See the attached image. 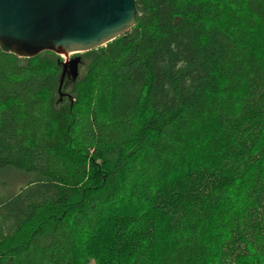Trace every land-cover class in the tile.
<instances>
[{
	"label": "trees",
	"instance_id": "obj_1",
	"mask_svg": "<svg viewBox=\"0 0 264 264\" xmlns=\"http://www.w3.org/2000/svg\"><path fill=\"white\" fill-rule=\"evenodd\" d=\"M136 5L62 84L0 49V264H264V0Z\"/></svg>",
	"mask_w": 264,
	"mask_h": 264
},
{
	"label": "water",
	"instance_id": "obj_2",
	"mask_svg": "<svg viewBox=\"0 0 264 264\" xmlns=\"http://www.w3.org/2000/svg\"><path fill=\"white\" fill-rule=\"evenodd\" d=\"M137 18L136 0H0V49L23 58L66 55L62 84L67 73H79L81 58L71 54L105 46Z\"/></svg>",
	"mask_w": 264,
	"mask_h": 264
},
{
	"label": "rangeland",
	"instance_id": "obj_3",
	"mask_svg": "<svg viewBox=\"0 0 264 264\" xmlns=\"http://www.w3.org/2000/svg\"><path fill=\"white\" fill-rule=\"evenodd\" d=\"M76 54H71L70 55V58L74 57ZM62 57H64V59H67V56L66 55H63ZM69 70V69H68ZM81 70V69H80ZM68 76H70V74H68ZM24 179L21 178V177H15L12 182H11V190L14 189V188H18L20 186V184H22Z\"/></svg>",
	"mask_w": 264,
	"mask_h": 264
}]
</instances>
